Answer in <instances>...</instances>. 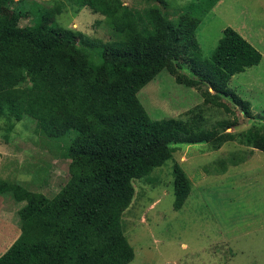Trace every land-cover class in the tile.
Segmentation results:
<instances>
[{
  "label": "trees",
  "instance_id": "1",
  "mask_svg": "<svg viewBox=\"0 0 264 264\" xmlns=\"http://www.w3.org/2000/svg\"><path fill=\"white\" fill-rule=\"evenodd\" d=\"M12 1L0 0V137L7 141L15 124L27 117L35 134L56 141L70 163L68 181L52 196L0 180V195L22 204L20 235L0 255V264H129L134 252L122 215L134 196L132 181L171 160L177 144H211L218 150L233 140L225 131L235 126V121L218 123L224 127L220 134L215 127L202 128L200 115L189 121L152 120L136 94L165 70L178 85L206 86L230 97L250 118V104L231 93L228 83L257 66L262 56L227 27L211 56L203 57L195 35L200 18L182 12L171 20L164 13L166 0H146L141 10L121 0H66L76 14L88 8L105 17L119 37L109 42L50 27L63 11L62 0H48L53 6L31 25L21 23L23 1L3 17ZM218 1L206 0L202 11ZM183 67L190 76L181 73ZM202 97L230 112L208 91ZM245 136L248 146L264 153V133L254 127ZM243 161L233 153L221 170ZM190 192L189 178L175 163V210Z\"/></svg>",
  "mask_w": 264,
  "mask_h": 264
},
{
  "label": "rangeland",
  "instance_id": "2",
  "mask_svg": "<svg viewBox=\"0 0 264 264\" xmlns=\"http://www.w3.org/2000/svg\"><path fill=\"white\" fill-rule=\"evenodd\" d=\"M62 1L63 11L50 27L71 29L101 42L119 39L105 17L88 8L76 14L75 5ZM121 1L134 10L148 5L146 0ZM166 2L164 13L173 21L182 12L200 18L195 35L203 57L211 56L222 31L230 27L260 52L262 60L228 83L231 93L250 104V118L230 97L218 96L206 86L178 85L165 70L136 94L152 120L189 121L200 115L202 128L215 127L220 134L224 127L218 123L235 121V126L225 131L233 140L218 150L211 144H177L171 160L146 178L132 181L134 196L122 215L124 235L134 252L129 264H264V153L248 146L245 136L254 127L264 133V0H219L207 13L202 11L206 0ZM19 3L22 25H31L43 9L53 6L48 0H13L4 7L3 17L8 18ZM181 73L190 76L185 67ZM206 91L230 112L205 103L202 93ZM34 130V122L25 117L15 124L7 141L0 137V180L52 196L68 181L70 160L62 156L56 141ZM233 153L244 161L237 166L226 163L222 172L221 162ZM175 163L191 182L180 210L173 208ZM21 206L10 196L0 195V255L20 235L17 212Z\"/></svg>",
  "mask_w": 264,
  "mask_h": 264
},
{
  "label": "crops",
  "instance_id": "3",
  "mask_svg": "<svg viewBox=\"0 0 264 264\" xmlns=\"http://www.w3.org/2000/svg\"><path fill=\"white\" fill-rule=\"evenodd\" d=\"M246 40V39H245ZM247 41V40H246ZM248 42V41H247ZM257 50V49H256ZM262 56V55H261Z\"/></svg>",
  "mask_w": 264,
  "mask_h": 264
}]
</instances>
